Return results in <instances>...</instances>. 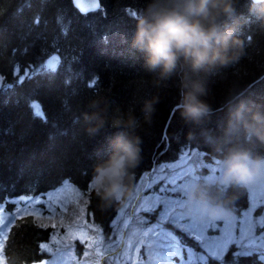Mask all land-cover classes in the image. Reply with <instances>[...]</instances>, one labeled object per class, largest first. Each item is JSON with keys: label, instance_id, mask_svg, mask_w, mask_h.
I'll list each match as a JSON object with an SVG mask.
<instances>
[{"label": "trees", "instance_id": "16d2710c", "mask_svg": "<svg viewBox=\"0 0 264 264\" xmlns=\"http://www.w3.org/2000/svg\"><path fill=\"white\" fill-rule=\"evenodd\" d=\"M99 2L100 8L83 13L72 0H0L2 202L8 197L46 193L66 179L81 190L87 188L93 166L107 158L115 133L108 128L89 138L84 131L81 113L97 96L106 97L113 106L134 110L137 116L146 96H160L152 128L146 135L141 133L143 160L135 172L133 193L144 173L177 160L186 148L201 151L208 162L219 156L203 139H186L189 129L174 111L179 100L174 80L165 88H152L143 59L131 46L136 15L130 13L139 14L148 0ZM239 9L246 18L238 26L245 54L209 79L214 114L206 127L214 138L222 136L227 118L223 100L230 88L264 104V35L255 31L246 0H240ZM51 57L58 59L55 71L46 67ZM33 103L40 106L42 116H35ZM50 134L54 139H49ZM247 204L245 189L236 192L229 207L240 212ZM121 206L102 211L94 194L88 193L87 216L100 227L103 237L111 232ZM51 231V226H41L31 215L17 218L3 246L7 264H27L46 257L40 244L48 240ZM188 240L193 241L189 236ZM234 253L236 246L230 245L225 264H262L257 252L249 257H235Z\"/></svg>", "mask_w": 264, "mask_h": 264}, {"label": "clouds", "instance_id": "9594fccd", "mask_svg": "<svg viewBox=\"0 0 264 264\" xmlns=\"http://www.w3.org/2000/svg\"><path fill=\"white\" fill-rule=\"evenodd\" d=\"M239 5L240 0H148L136 14L131 37L151 87L165 88L174 80L179 90L174 111L189 129L186 139H203L219 153L211 178L193 175L183 187L186 210L208 222L227 217L236 192L264 179V151H260L264 149V104L230 88L223 100L227 118L222 136L214 138L206 127L214 114L210 77L245 54L238 26L246 18ZM247 13L255 31L264 35V0H247ZM159 103L158 93L146 96L137 116L134 110L97 96L81 113L89 138L108 128L115 130L111 151L93 166L89 180V191L102 211L123 204L133 194L135 172L143 160L141 133L146 135L152 128Z\"/></svg>", "mask_w": 264, "mask_h": 264}, {"label": "rangeland", "instance_id": "374dc122", "mask_svg": "<svg viewBox=\"0 0 264 264\" xmlns=\"http://www.w3.org/2000/svg\"><path fill=\"white\" fill-rule=\"evenodd\" d=\"M49 61L55 66L58 59L51 57L47 64ZM2 84L3 78L0 80V86ZM215 160L208 162L201 151L186 148L177 160L161 163L151 172L144 173L134 193L122 204L112 222L111 232L106 237H103L100 227L87 216L89 184L85 190H81L66 179L59 187L43 194L8 197L0 207V228H3L0 232V245L4 246L9 228L17 218L31 215L41 226L52 227L48 240L40 244L48 246L47 250L42 249L48 256L47 264H112L117 259V255L111 252L110 247L114 241L119 242L121 253L127 249L128 255L123 257L124 260L132 259L135 264H149L150 245L153 239V234L149 230L157 228V218L162 214L160 208L153 211V205L158 197L165 200L164 210L168 214L180 216L183 213L193 222L209 225L210 235L220 234L224 220L232 219L235 224L241 217L246 216L251 208L259 207L264 201V179H258L247 189L248 204L240 212L230 210L227 217L216 222H208L190 214L184 204L183 187L193 175L211 178ZM162 187L168 191L160 192ZM21 197L25 199L21 200ZM169 227L183 244L196 249L194 241L188 240L185 231L179 230L185 227L187 231L185 225L178 221L177 227L171 225ZM132 232H136V235L131 237L135 250L129 246ZM145 232H149L148 237L143 235ZM241 250L236 246V252ZM85 252L88 256H84ZM0 254L4 255L3 247ZM173 261L174 264H182L179 257H174Z\"/></svg>", "mask_w": 264, "mask_h": 264}, {"label": "snow or ice", "instance_id": "6c2138e0", "mask_svg": "<svg viewBox=\"0 0 264 264\" xmlns=\"http://www.w3.org/2000/svg\"><path fill=\"white\" fill-rule=\"evenodd\" d=\"M76 3H80V0H76ZM88 7L100 8L97 0H88ZM86 10V9H85ZM135 16L136 13H130ZM46 67L50 71H55L52 61H49ZM23 79V77H21ZM2 80V77H0ZM96 81H93L95 84ZM64 107L67 110L68 102H64ZM31 109L35 110V116L40 117L43 113L40 111V106L38 104H31ZM53 127H56L53 125ZM64 134V133H60ZM49 139H54L50 134ZM160 192H167V188H160ZM21 197V200H24ZM38 202V201H37ZM14 203V202H13ZM3 202L0 201V207H2ZM165 200L158 197L155 204L153 205V211L156 208L161 209V215L158 216L156 224L157 228L155 230L150 229L149 232L153 234V239L151 242V260L149 264H174L173 258L179 257L182 264H225L224 257L229 251V245L239 246L242 250L240 252L234 253L235 257H249L253 252H258L260 255L258 259L264 264V201L261 202L259 207H253L250 209L249 213L241 217L235 224L232 219L224 220L223 228L219 235L208 234L209 225L196 223L191 220L190 217L184 215L180 216L173 214H168L164 210ZM183 207V205H180ZM239 215V213L237 214ZM255 217V218H253ZM185 225L179 230L185 231V234L189 238L193 239L196 244V249L183 244L175 233L171 230L169 225L172 227H177V222ZM143 223V221H141ZM55 227V225H53ZM3 228H0V232ZM149 232L143 233L145 237L149 236ZM136 232H132L129 237V246L135 250V245L131 242V237H134ZM0 245V249H2ZM41 249H48L47 245L42 244ZM111 252L117 255V259L112 262V264H135L132 259L124 260V256H127V249L123 250L121 253L119 242H112ZM248 249V250H243ZM143 251V250H141ZM84 256H88L85 252ZM143 259H148L143 257ZM0 264H7L3 254H0Z\"/></svg>", "mask_w": 264, "mask_h": 264}, {"label": "water", "instance_id": "95a60500", "mask_svg": "<svg viewBox=\"0 0 264 264\" xmlns=\"http://www.w3.org/2000/svg\"><path fill=\"white\" fill-rule=\"evenodd\" d=\"M73 4L83 13L91 11V10H96L97 8H92L88 7V0H80V3H76V0H72ZM97 2L100 5L99 0ZM101 7V6H100ZM86 9V10H85ZM154 169V166L152 167V170ZM48 257H43L39 260L29 262L27 264H47Z\"/></svg>", "mask_w": 264, "mask_h": 264}, {"label": "bare ground", "instance_id": "6f19581e", "mask_svg": "<svg viewBox=\"0 0 264 264\" xmlns=\"http://www.w3.org/2000/svg\"><path fill=\"white\" fill-rule=\"evenodd\" d=\"M246 2H247V0H246ZM244 8V7H243ZM242 8V9H243ZM242 9H240V10H242ZM33 66H34V64H33ZM9 87V86H8ZM245 190V189H244ZM242 191V190H241ZM244 193V192H243ZM244 195H245V193H244ZM244 202H245V200H244ZM243 204V203H242ZM239 205V204H238ZM244 205V204H243ZM242 205V206H243ZM239 206H241V205H239ZM233 209V208H232ZM231 210V209H230ZM235 210H236V208H235ZM237 212H239V210L237 211ZM236 213V212H235ZM38 247V246H37ZM194 249H195V247H194ZM199 250V249H198ZM252 256V255H251ZM253 258V257H252ZM253 260V259H252ZM256 260V259H255ZM257 260H259V259H257ZM260 261V260H259ZM262 263V262H261Z\"/></svg>", "mask_w": 264, "mask_h": 264}]
</instances>
